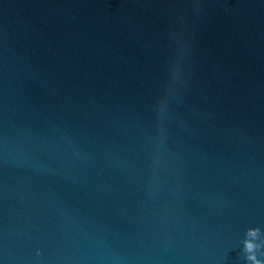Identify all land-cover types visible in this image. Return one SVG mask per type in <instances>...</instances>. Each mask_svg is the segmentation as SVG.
Listing matches in <instances>:
<instances>
[{
    "label": "water",
    "instance_id": "1",
    "mask_svg": "<svg viewBox=\"0 0 264 264\" xmlns=\"http://www.w3.org/2000/svg\"><path fill=\"white\" fill-rule=\"evenodd\" d=\"M0 264H264V0H0Z\"/></svg>",
    "mask_w": 264,
    "mask_h": 264
}]
</instances>
